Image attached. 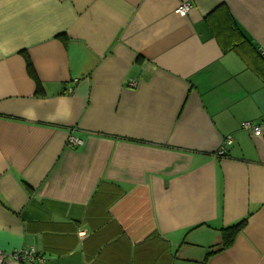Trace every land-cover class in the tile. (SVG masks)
I'll return each instance as SVG.
<instances>
[{"label":"crops","instance_id":"0c3cea01","mask_svg":"<svg viewBox=\"0 0 264 264\" xmlns=\"http://www.w3.org/2000/svg\"><path fill=\"white\" fill-rule=\"evenodd\" d=\"M30 247L264 264V0H0V251Z\"/></svg>","mask_w":264,"mask_h":264},{"label":"built area","instance_id":"2783aa9c","mask_svg":"<svg viewBox=\"0 0 264 264\" xmlns=\"http://www.w3.org/2000/svg\"><path fill=\"white\" fill-rule=\"evenodd\" d=\"M189 5L183 4L179 6L176 10L177 13L184 14L187 12ZM241 128L246 131H251L254 135H260L261 129L259 125H256L254 122L246 121L242 123ZM229 140V139H228ZM230 142V141H229ZM67 144L70 146H79L81 145V140L74 136H69L67 139ZM218 155L221 154L220 151L217 152ZM44 258L39 254L34 248H18L14 249L11 252L0 251V264H42Z\"/></svg>","mask_w":264,"mask_h":264},{"label":"trees","instance_id":"16d2710c","mask_svg":"<svg viewBox=\"0 0 264 264\" xmlns=\"http://www.w3.org/2000/svg\"><path fill=\"white\" fill-rule=\"evenodd\" d=\"M26 67L28 69L29 74L34 79L36 85L39 86V83L36 81L32 71H31L30 64L28 62H26ZM242 225H243V222H240V223H238L236 225H232L230 227H227V228L221 230V245H222V248H225V247L229 246L232 243L234 235L239 231V229L242 227Z\"/></svg>","mask_w":264,"mask_h":264}]
</instances>
